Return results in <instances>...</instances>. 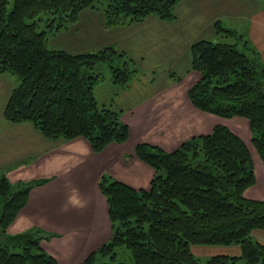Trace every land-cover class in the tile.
Returning <instances> with one entry per match:
<instances>
[{
	"label": "trees",
	"instance_id": "1",
	"mask_svg": "<svg viewBox=\"0 0 264 264\" xmlns=\"http://www.w3.org/2000/svg\"><path fill=\"white\" fill-rule=\"evenodd\" d=\"M177 1L0 0V73L18 78L2 106L5 120L28 121L47 139L82 137L96 153L111 142L126 141L127 124L118 111L98 103L93 88L103 77L96 68L101 62L107 63L111 82L128 87L137 72L130 67L133 59L112 45L81 52L49 48L47 37L66 30L86 9L103 12L108 27L136 23L150 14L172 20ZM260 6L264 12V0ZM44 12L49 28L40 30ZM213 26L233 42L220 41L219 34L215 42L200 38L191 43L188 69L200 76L188 87V99L200 111L245 118L264 167V66L245 32L219 21ZM133 152L154 175L145 188L100 176L112 236L80 264H130L116 258L119 247L129 250L131 264H264V245L252 238L254 229H264V199L244 194L255 183V173L240 136L216 124L171 151L143 142ZM45 182L12 183L0 174V264H57L41 246L50 234L38 228L13 234L7 228L26 205L29 190ZM195 244H236L241 254L219 253L201 261L191 252Z\"/></svg>",
	"mask_w": 264,
	"mask_h": 264
},
{
	"label": "crops",
	"instance_id": "2",
	"mask_svg": "<svg viewBox=\"0 0 264 264\" xmlns=\"http://www.w3.org/2000/svg\"><path fill=\"white\" fill-rule=\"evenodd\" d=\"M184 1L174 4L175 16L172 20H160L150 14L136 23L109 27L103 24V12L86 9L82 11L83 15L90 19L85 22V27L74 32L77 40L70 38L72 34H67L69 40L65 45L77 46V49L73 47L74 50L69 51H93L112 45L127 56L130 54L134 61L141 58V62L146 61V56L154 54L155 62L149 68L157 67L156 59L166 57L171 66L167 67V73L181 75L179 79H174V76L164 82H156L153 78L141 80L138 90L131 80L128 87H117L111 82L109 71L106 95L101 101L96 99L100 105L118 111L120 119L127 124L128 137L120 144L111 142L96 153L82 137L64 141L47 139L28 121H6L2 106L18 80L15 75L0 73V77H7L0 83L3 102L0 105V174H5L12 183L47 179V182L29 190L26 205L7 228L13 234L31 228L50 234L42 240L41 246L55 258L57 264H80L91 251L112 236L107 200L98 188L102 174L113 176L133 188L148 187L154 171L135 156V144L148 142L164 151H171L190 136L209 133L216 124L227 125L219 116L197 109L187 95L188 87L200 76L198 71L188 69L189 48L192 42L206 38L203 32L205 21L209 26L219 21L227 28L245 32L264 66V12L260 0H210L205 10L201 7L202 0H199L196 4L186 3L185 8L178 12L177 7ZM98 34L101 37L97 40ZM146 46L150 50L145 49ZM58 48L65 49L63 46ZM132 53L137 56L133 58ZM98 82L93 88L94 95ZM103 91L104 88H101ZM233 123L234 128L227 125L231 131L239 136L241 130L243 136H249L246 120L238 118ZM237 126L239 129L236 132ZM260 170L261 181H264V167ZM254 182L255 188H246L244 194L263 200L264 192H255L258 179L255 178ZM77 194L87 202L86 207L62 212L61 207L68 197ZM252 238L264 245V229H254ZM198 249L203 252L211 249L227 255L241 254L240 246L236 244Z\"/></svg>",
	"mask_w": 264,
	"mask_h": 264
},
{
	"label": "rangeland",
	"instance_id": "3",
	"mask_svg": "<svg viewBox=\"0 0 264 264\" xmlns=\"http://www.w3.org/2000/svg\"><path fill=\"white\" fill-rule=\"evenodd\" d=\"M95 1H96V3H100L102 1L105 3V0H95ZM198 1L199 0H185L183 2V4H181L180 7H177L178 12H181V10L185 8V4L186 3L196 4V3H199ZM211 1L210 0H202L201 7L203 8V10H205V8H204L205 5L208 4ZM196 9H197V11H200V8L197 7ZM40 15H41V17H43V19L44 18L45 19H44V22L43 21L39 22V25L37 26L38 29H40V30L48 29L49 26L46 25V18L49 17V14L44 12V13H41ZM89 19H90L89 16H85V15H83V12H81V14L79 16V19L76 22H73L71 24L69 23L66 30L59 31V32H61L60 35L50 36V37L48 36L47 37L48 41H46V45L48 47H52L54 49L55 48L57 49L58 47L63 46L65 49H68V51L69 50H74V48L77 49V46H73L74 47L73 48V47H71V45H69V46L65 45V44L68 43V40H69L67 34H72L73 36L70 37V38H73L74 41H76L77 38L75 37L74 32L77 29L80 30V28L85 27V24H86L85 22L88 21ZM27 21H30V20L27 19ZM181 24L183 25V23H181ZM92 26L96 27V26H99V25L92 24ZM92 26L88 30L89 33H90V29L92 28ZM222 26H224V25H222ZM204 27H205L204 31H203V32H205L204 35L206 34V38L210 37L209 39L212 40L213 42L217 41V37L216 36L219 35V34L224 35V36L221 35V37L219 36L220 37V41L222 40V41H226V42H233V40L229 36H227L224 32L221 31L219 33L218 32L215 33L214 26H212V24H211V26L207 25V21H205ZM93 29H95V28H93ZM92 33H93V31H92ZM92 33H91L90 36H92ZM63 36H65V37H63ZM100 37L101 36L98 34L97 35V40L100 39ZM81 42H83V39H81ZM139 46L142 47V44H140ZM145 49L150 50L148 46H146ZM132 54H133L132 55L133 58H135L137 56L135 53H132ZM153 55L152 56H146L147 57L145 59L146 61H143V62L140 61V60H143L142 58L139 59V61L137 59H136V61L133 60L134 63L130 62V67L134 66L136 68V70H137L136 73H134L132 76H130V80L133 82L134 87H136L137 85H141L140 84L141 80L149 81V79L153 78V80L156 81V82H157V80L161 81V82L162 81L164 82V80L170 79L171 77L173 78L174 76L177 75L175 73H171V75H169L167 73L168 72V68L167 67H171V66L168 65L166 57H163V59H161V60L160 59H156V60H158V61H156L157 64H158L157 67L149 68L150 65H152V63L155 62V60L153 58ZM130 56L131 55L129 54L128 56H126V58L127 57L130 58ZM96 68H97V71H99L104 76V77H102L103 79L98 82V85H96V89H95V92H94L96 97L99 99V101H101L103 99L102 96L106 95L105 94L106 93V89L105 88H106V80H107V78L109 76V71H108V66H107L106 62L105 63L104 62L99 63L96 66ZM139 73H140V76H139ZM12 75H14V74H12ZM15 77H16V79H18L16 75H15ZM4 78L5 77H0V83H2L7 77L5 79ZM7 83H8V80H7ZM17 83H18V81H16L15 84H17ZM101 88H104L103 92H101ZM138 88H140V86H137V89ZM138 90H140V89H138ZM1 103H3V102H2V94H1V90H0V105H1ZM220 118H222V117H220ZM238 118L246 120L245 118L240 117V116L231 117V118H222V119L225 120L224 123L227 124L230 128L231 127L234 128L235 124L233 123V121H235ZM238 129H239V126H237V129H235V131L237 132ZM240 131H239V136L241 138H243L245 144L249 148L251 159H252V162H253V170H254V173H255V178L258 179V182H259V184H257V187H256L257 190L255 192L256 193H263L264 192V181H261V178H260V174H261V170L260 169H261V167H263V164H262L260 158L258 157L255 148L252 146L250 133H249V136L246 137V136H243V132H240ZM255 185L256 184L251 185L249 187L250 190L254 189ZM207 245L208 244H206V245H199V244L191 245L190 249H191L192 254L198 256L201 261H205L210 256L219 254V253H217V252H215V251H213L211 249L207 250L206 252H203L202 249H198V247L199 248L200 247H203V248L216 247V245H209V246H207ZM129 257H130V252H129L128 249H126L125 247H119L118 248V255L116 257L118 260H121V261H125L126 260L127 263L131 264L132 263V259H130Z\"/></svg>",
	"mask_w": 264,
	"mask_h": 264
},
{
	"label": "clouds",
	"instance_id": "4",
	"mask_svg": "<svg viewBox=\"0 0 264 264\" xmlns=\"http://www.w3.org/2000/svg\"><path fill=\"white\" fill-rule=\"evenodd\" d=\"M86 201H84L79 195H73L69 196L68 199L66 200V203L62 205L61 211L62 212H67L70 210V208L77 209V210H82L83 208L86 207Z\"/></svg>",
	"mask_w": 264,
	"mask_h": 264
}]
</instances>
